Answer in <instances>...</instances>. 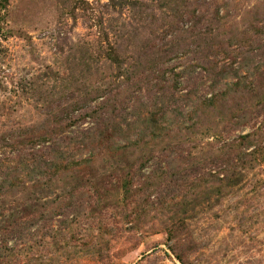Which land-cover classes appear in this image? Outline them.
Masks as SVG:
<instances>
[{"label":"rangeland","instance_id":"374dc122","mask_svg":"<svg viewBox=\"0 0 264 264\" xmlns=\"http://www.w3.org/2000/svg\"><path fill=\"white\" fill-rule=\"evenodd\" d=\"M263 54L264 0H0V160L50 178L0 199L26 230L8 264H264ZM241 81L263 97L211 107ZM238 151L239 187L212 188Z\"/></svg>","mask_w":264,"mask_h":264},{"label":"trees","instance_id":"16d2710c","mask_svg":"<svg viewBox=\"0 0 264 264\" xmlns=\"http://www.w3.org/2000/svg\"><path fill=\"white\" fill-rule=\"evenodd\" d=\"M241 56H242L241 62L243 63H241L239 70H244L248 72L250 69L249 67L250 61H247V57L246 56L244 57V54H242ZM209 78L211 81V85H213L212 88H215L218 86L219 83H221L223 80L226 79V76L224 73L223 74L219 73V74H211ZM241 85H242V81L239 82V85H236V88H234L233 91H227L226 93L224 92L223 94L225 95H222V94L219 96L212 95L213 97L211 96L210 100H208V103L210 104L212 103L211 107H213L214 103L220 101L223 97L225 98V100H228L230 94H232L233 100H236V102L241 101L246 98H250V100H252V99H260L263 97V93H260L258 90H254V91L244 90L243 91L241 89ZM163 100L166 101V98L164 97ZM206 103L200 102V105L198 106L206 107L208 109L209 105H207ZM166 117L167 115L165 111L163 112L162 118H166ZM136 120L137 122L138 120L140 121V117H137ZM145 121L146 122L141 123V126L140 127L138 126V127L142 131L151 129V132H152V130H154L152 134L150 133V135L147 136V137L152 136L154 138V135L156 133V127L158 126V124L150 122L149 120H145ZM137 122L135 124H137ZM157 131H160L162 133V131H165V128H161ZM250 136L252 135H246L245 137H243V139L245 140L250 139L251 138ZM145 140H146L145 137L140 138L139 140L135 142L134 146L135 147L141 146L139 150L140 151L143 150L144 147L150 144L146 142ZM248 144L250 146L252 143H248ZM131 148L129 147L128 149L126 146H121L119 143H115V141L111 142L110 139H107V142L104 144V150L110 153L111 156L112 155L125 156V154H128V151L131 150ZM52 153L55 154V151L53 150ZM243 156L245 157V159L246 158L252 159L254 158L255 153L253 151L251 153H247V150H246V152L243 153ZM16 158L17 159H13L11 161H5L4 159L3 161L0 160V162L2 163V164L0 163V199L4 196H8V197L14 198V200H22L23 198V200L26 202L39 201L38 197L35 195V194H38L39 192H37L36 190L38 189L45 190L44 187L45 186L48 187V185L50 184V178H48L49 177L48 174H46L45 171H42L41 168L35 167V169H31L26 172L28 174V179L25 180L24 177H21V175L24 173L22 172V168L14 169L15 165L20 166L22 164L24 165V163L25 165H27V163L31 161L33 164H35V160L34 159L32 160V158H29L26 155L24 157L17 156ZM56 158H57V155L55 154L53 156V162H55ZM219 159H220L219 161L218 159L216 160L214 165H216L215 167L220 169V171H217V173L212 174L210 170L209 171L210 173L208 175L211 179L212 188H213V185L215 184L223 185V187L226 189L239 187V183L241 182L239 179V162H240L239 151L233 154V156L230 154L222 155L221 157H219ZM4 162L7 164L10 163V165L12 164L13 165L9 167L10 165L9 166L5 165ZM161 163L162 162H160V166H161ZM80 164L81 163H76V164L71 163L70 165L79 167ZM157 171L160 172L162 171V169L157 168ZM173 172L175 173L178 172V176H179L180 174L179 167L176 169V167L174 166L173 169L171 168L169 169V171L165 172L169 174L163 173L164 175H161V177L163 176L170 177L171 173ZM136 175L137 174L135 175L132 174L130 175V177L133 179ZM153 175H156V174H153ZM220 175H225V178L220 179ZM43 190L41 191V193L44 192ZM222 191H223V188L218 186L217 192L220 194ZM18 202L19 201H14V204H17ZM24 231H26L24 226H21V228L18 231H16L15 229H12L9 226L5 227V229H0V232L4 233L3 236L0 235V264H8V262L12 260L11 258L16 253L17 247L10 248L9 243L14 241L15 238L17 239V237H24Z\"/></svg>","mask_w":264,"mask_h":264}]
</instances>
